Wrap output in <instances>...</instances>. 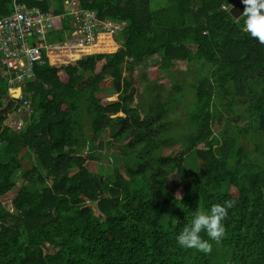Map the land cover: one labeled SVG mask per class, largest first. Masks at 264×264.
Segmentation results:
<instances>
[{"label": "trees", "instance_id": "16d2710c", "mask_svg": "<svg viewBox=\"0 0 264 264\" xmlns=\"http://www.w3.org/2000/svg\"><path fill=\"white\" fill-rule=\"evenodd\" d=\"M19 1L67 36L64 0ZM231 1L75 0L124 23L121 47L35 67L18 132L0 75V264H264V0Z\"/></svg>", "mask_w": 264, "mask_h": 264}, {"label": "built area", "instance_id": "2783aa9c", "mask_svg": "<svg viewBox=\"0 0 264 264\" xmlns=\"http://www.w3.org/2000/svg\"><path fill=\"white\" fill-rule=\"evenodd\" d=\"M63 3L66 11L60 16L67 15L71 31L66 39L58 42L48 38L56 15L37 6L12 0L10 11L0 16V75L6 82L8 98L22 101L18 109L28 108L21 89L35 77V67L67 64L77 57L104 52L89 49L101 35L116 43L115 34L122 28V22L111 18L100 20L95 10L84 9L74 0ZM221 8L227 9V6Z\"/></svg>", "mask_w": 264, "mask_h": 264}, {"label": "rangeland", "instance_id": "374dc122", "mask_svg": "<svg viewBox=\"0 0 264 264\" xmlns=\"http://www.w3.org/2000/svg\"><path fill=\"white\" fill-rule=\"evenodd\" d=\"M165 1L166 0H150L149 6L151 8H157L159 6L164 5L165 4ZM198 1H200V0H198ZM30 40L32 41L33 38H30ZM99 40H105V41H107L105 39V36H102V35L99 37L98 41ZM116 47L117 46H116L115 43L110 44V45L107 46L106 49H104L105 50L104 52H106V51H113ZM129 61H130V59H127V63ZM150 61H155V59L152 58L151 56H148V57H145L142 62H140L139 64H137L136 67H135V70L133 71V77H135L134 75H137L138 73H141V72L148 74V73H151L152 71H154V65ZM177 67L180 69V73L177 72L175 74L177 76L180 75V74L183 75L182 72L185 71L186 67H190V64L186 63L185 61H178ZM181 69H183V71ZM160 75H163L164 76V80H163L164 81V84L168 86L171 83L170 80H169V77L165 76V73H162V72H160ZM186 75L188 76V80L190 81L191 78H192L191 77V73H186ZM60 76H61V79H65L66 78L63 73ZM134 84L137 85V79H136V81H135ZM142 84L140 83V87L142 86ZM187 90L188 91H186V93H187L186 94V97H187L186 99L188 100V98H189L190 101L193 100V102H194V94H193V91L192 90L190 91L188 88H187ZM115 99H116V95L114 93H112L110 96L103 97L102 100H101V102L104 103L105 101L115 100ZM182 108H183V106H180L179 107L180 110L177 111V116L180 119H183L184 118V111H183L184 109H182ZM21 113H22V111H20V114ZM119 114H121V113H119ZM11 118H12V120H14V119H17L18 116L17 115H11ZM214 130L216 131L215 127H214ZM103 137H104V135H102L101 138H103ZM175 149H178V148L176 147ZM109 166H110V162L109 161H106V160L94 161V163L92 165L93 169H95V170L98 169V168L105 169V168H108ZM20 183H21V179H17L16 184H15L16 188L20 185ZM16 188L13 189L11 192H9L2 199V203H3V205L7 209H11V198H12V196H13Z\"/></svg>", "mask_w": 264, "mask_h": 264}, {"label": "clouds", "instance_id": "9594fccd", "mask_svg": "<svg viewBox=\"0 0 264 264\" xmlns=\"http://www.w3.org/2000/svg\"><path fill=\"white\" fill-rule=\"evenodd\" d=\"M234 1H236V0L231 1L228 5H226L227 6V9H225V10L228 11V8L232 5V3ZM249 2H250V4H253V3L255 4L254 0H249ZM223 5H225V4H223ZM115 21H118V20H115ZM122 25H124L123 22H122ZM115 40H116V38H115ZM116 44L118 45L117 40H116ZM120 47H121V44H120V46L118 45L117 48L115 50H113L112 52L116 51ZM20 111H21V109H18V108L17 109H13L12 111H10V112L7 113V117L4 120V124L7 127H9L11 130L15 131V132H18V131L22 130L23 128H25L28 125V119H27V117L24 119V117H25L24 111H22L21 114H20ZM11 115H17L18 118L12 120Z\"/></svg>", "mask_w": 264, "mask_h": 264}, {"label": "water", "instance_id": "95a60500", "mask_svg": "<svg viewBox=\"0 0 264 264\" xmlns=\"http://www.w3.org/2000/svg\"><path fill=\"white\" fill-rule=\"evenodd\" d=\"M249 6H250L249 0H236L228 8V13L234 19H237L249 8Z\"/></svg>", "mask_w": 264, "mask_h": 264}, {"label": "crops", "instance_id": "0c3cea01", "mask_svg": "<svg viewBox=\"0 0 264 264\" xmlns=\"http://www.w3.org/2000/svg\"><path fill=\"white\" fill-rule=\"evenodd\" d=\"M196 1H197V0H196ZM253 5H254V3H253V4H250L249 8L252 7ZM249 8H248V9H249ZM248 9H247V10H248ZM247 10H246V11H247ZM246 11H245V12H246ZM70 31H71V27H70V25L68 24V28L64 30V33H66L67 36H64L63 39H61V40L53 39V38H52V35H49L48 38H49V40H51V41H55V42L62 41V40L66 39V38L68 37ZM51 33H52V32H51ZM49 34H50V33H49ZM117 42H118V41H117ZM115 44H116V43H115ZM118 45L120 46V43H119V42H118ZM118 45L116 44V46H118ZM109 52H112V51H109ZM99 53H103V52H99ZM151 57L155 59V61H150V62L154 65V69H155V68H157V66H158V63H159V61H160V57L157 55V53L152 54ZM79 58H80V57H79ZM79 58H77V59H79ZM77 59H76V60H77ZM176 63H178V61H176Z\"/></svg>", "mask_w": 264, "mask_h": 264}, {"label": "bare ground", "instance_id": "6f19581e", "mask_svg": "<svg viewBox=\"0 0 264 264\" xmlns=\"http://www.w3.org/2000/svg\"><path fill=\"white\" fill-rule=\"evenodd\" d=\"M110 44H113V43H110L109 41H105V40H99L96 42V44L92 45L89 49L95 50V51H105L104 49H106L107 46Z\"/></svg>", "mask_w": 264, "mask_h": 264}]
</instances>
